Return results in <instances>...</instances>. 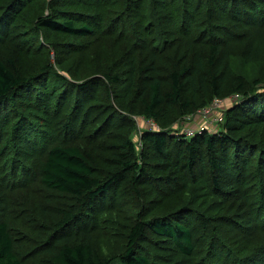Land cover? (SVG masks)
I'll list each match as a JSON object with an SVG mask.
<instances>
[{
    "label": "trees",
    "instance_id": "1",
    "mask_svg": "<svg viewBox=\"0 0 264 264\" xmlns=\"http://www.w3.org/2000/svg\"><path fill=\"white\" fill-rule=\"evenodd\" d=\"M0 209V264H264V0H0Z\"/></svg>",
    "mask_w": 264,
    "mask_h": 264
},
{
    "label": "rangeland",
    "instance_id": "2",
    "mask_svg": "<svg viewBox=\"0 0 264 264\" xmlns=\"http://www.w3.org/2000/svg\"><path fill=\"white\" fill-rule=\"evenodd\" d=\"M240 97L237 95H231L225 99L222 107H219V109L218 108L214 109V112L208 114L207 116H204L200 112H197L196 114H190V116L184 117L183 120L177 121L175 124H173V126L175 129L183 128L182 132L186 133V134H190L192 132L191 128L199 129L202 126H205L206 128L209 127V129L212 131H217L221 128V121L219 120V117L223 115V111L226 110V107L231 106L234 103L240 101ZM133 118H134V122H135V125L137 128V131L134 134V140L137 144L140 145V143H139L140 142V133L142 132V129L150 127L151 124L148 121V119L144 118L143 116H133ZM24 148H26L25 145H24ZM23 156L27 160V162L30 163L32 161V159L35 157V153L34 152L29 153V154L25 153ZM28 195H29L30 199L35 198V202H38L39 204H40V202H43L46 200H48L49 202L51 201L52 203L57 204L61 200V197H59V196H56V198H55L52 195H49V194L46 195L45 193H43L41 191L38 192L37 188L35 190H33L32 192H30ZM30 199H26V201H25L26 204L29 203ZM109 200H110V198L108 197L107 201H105L104 204L102 205V207L96 212L97 217L107 207ZM10 201H12V200H10ZM13 207L16 210H20L21 208L25 207L26 210H28L29 212H32V213H35V212L38 213V211L40 209V207L38 205H35L33 203L24 206V204H22L20 202H15L13 204ZM1 213H2V210L0 209V217L2 215ZM89 224H91V223H89ZM34 225L37 227L38 223H34ZM82 226H84V225L81 224L80 228ZM37 228L34 229L33 232L35 233L36 236H40L42 234V232H40V229L39 228L37 229ZM116 231H118V230H116ZM199 242H198V244H199ZM172 256H173L174 260L181 257L180 254H178V253L173 254Z\"/></svg>",
    "mask_w": 264,
    "mask_h": 264
},
{
    "label": "built area",
    "instance_id": "3",
    "mask_svg": "<svg viewBox=\"0 0 264 264\" xmlns=\"http://www.w3.org/2000/svg\"><path fill=\"white\" fill-rule=\"evenodd\" d=\"M224 101H225V99L215 98V99L213 100L212 103L206 105L204 108H202V109L199 110L198 112H200V113L203 114L204 116H207L208 114L214 112V109H216V108L219 109V107H222ZM222 118H223V115L219 117V120L222 121ZM148 121L150 122L151 127L156 128V127L158 126V125L155 124L153 121H151V120H148ZM201 128L204 129L205 126H202ZM201 128H200V129H201ZM196 129H197V128H196ZM191 130H192V132H194L195 129H194V128H191ZM192 132H191V133H192Z\"/></svg>",
    "mask_w": 264,
    "mask_h": 264
}]
</instances>
